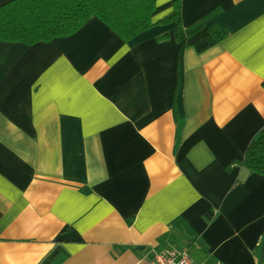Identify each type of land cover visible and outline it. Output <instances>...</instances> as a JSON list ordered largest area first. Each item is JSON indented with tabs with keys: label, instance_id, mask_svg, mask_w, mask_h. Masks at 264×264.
<instances>
[{
	"label": "crops",
	"instance_id": "1",
	"mask_svg": "<svg viewBox=\"0 0 264 264\" xmlns=\"http://www.w3.org/2000/svg\"><path fill=\"white\" fill-rule=\"evenodd\" d=\"M180 2L186 26L221 8L229 37L198 54L160 40L173 25L125 41L92 17L0 40V264H264V175L240 165L264 130V0L156 19Z\"/></svg>",
	"mask_w": 264,
	"mask_h": 264
},
{
	"label": "trees",
	"instance_id": "2",
	"mask_svg": "<svg viewBox=\"0 0 264 264\" xmlns=\"http://www.w3.org/2000/svg\"><path fill=\"white\" fill-rule=\"evenodd\" d=\"M159 1L11 0L0 6V40L27 45L51 42L57 37L78 32L92 17L101 19L125 41L155 26L173 25V31L163 34L160 40L173 39L179 45L194 48L198 54L222 43L230 35L229 28L216 21L222 13L221 8L186 26L181 2L176 3L170 13L156 19ZM177 114L175 109L179 121ZM240 165L253 173L264 175V130L247 149Z\"/></svg>",
	"mask_w": 264,
	"mask_h": 264
},
{
	"label": "built area",
	"instance_id": "3",
	"mask_svg": "<svg viewBox=\"0 0 264 264\" xmlns=\"http://www.w3.org/2000/svg\"><path fill=\"white\" fill-rule=\"evenodd\" d=\"M151 253L153 256V264H196L186 249L175 251L154 249Z\"/></svg>",
	"mask_w": 264,
	"mask_h": 264
}]
</instances>
